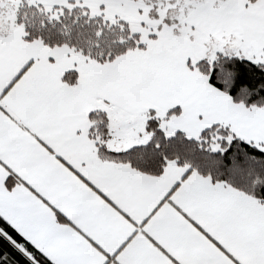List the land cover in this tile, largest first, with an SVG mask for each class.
Segmentation results:
<instances>
[{
    "label": "snow or ice",
    "instance_id": "obj_1",
    "mask_svg": "<svg viewBox=\"0 0 264 264\" xmlns=\"http://www.w3.org/2000/svg\"><path fill=\"white\" fill-rule=\"evenodd\" d=\"M0 264H264V0H0Z\"/></svg>",
    "mask_w": 264,
    "mask_h": 264
}]
</instances>
